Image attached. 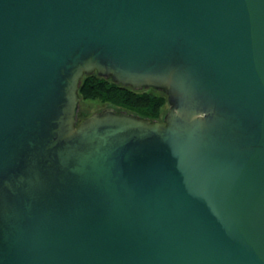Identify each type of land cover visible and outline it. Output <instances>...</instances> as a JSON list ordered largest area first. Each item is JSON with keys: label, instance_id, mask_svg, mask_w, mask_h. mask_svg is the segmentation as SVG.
<instances>
[{"label": "water", "instance_id": "obj_1", "mask_svg": "<svg viewBox=\"0 0 264 264\" xmlns=\"http://www.w3.org/2000/svg\"><path fill=\"white\" fill-rule=\"evenodd\" d=\"M0 264H264V0H0Z\"/></svg>", "mask_w": 264, "mask_h": 264}, {"label": "trees", "instance_id": "obj_2", "mask_svg": "<svg viewBox=\"0 0 264 264\" xmlns=\"http://www.w3.org/2000/svg\"><path fill=\"white\" fill-rule=\"evenodd\" d=\"M78 95L80 100H99L117 111L158 120L167 104V95L163 91L134 89L101 77L96 72L83 76Z\"/></svg>", "mask_w": 264, "mask_h": 264}, {"label": "rangeland", "instance_id": "obj_3", "mask_svg": "<svg viewBox=\"0 0 264 264\" xmlns=\"http://www.w3.org/2000/svg\"><path fill=\"white\" fill-rule=\"evenodd\" d=\"M146 89H149V88H146ZM150 90L151 91H154V90L160 91V90L151 89V88H150ZM106 108H112V107L108 106L105 103L100 102L99 100H79L77 120H81L83 118H86V116L88 117L89 115H91L95 112L101 111L103 109H106ZM168 110H169V106L167 103L163 109L160 120H163L162 116L164 113L168 112Z\"/></svg>", "mask_w": 264, "mask_h": 264}]
</instances>
